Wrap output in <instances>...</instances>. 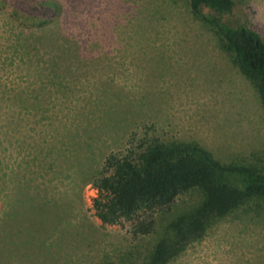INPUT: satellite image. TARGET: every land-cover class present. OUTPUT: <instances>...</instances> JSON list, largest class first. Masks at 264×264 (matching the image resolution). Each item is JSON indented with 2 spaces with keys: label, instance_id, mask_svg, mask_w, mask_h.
I'll use <instances>...</instances> for the list:
<instances>
[{
  "label": "rangeland",
  "instance_id": "obj_1",
  "mask_svg": "<svg viewBox=\"0 0 264 264\" xmlns=\"http://www.w3.org/2000/svg\"><path fill=\"white\" fill-rule=\"evenodd\" d=\"M36 1L0 0V174L4 158L13 156L17 165L28 157L21 143L45 163L55 160L43 179L73 197L66 233L52 232L40 259L118 264L127 252L143 258L160 238L159 224L133 240L131 222L103 225L92 207L96 193L85 179L107 153L125 146L129 132L196 141L222 162L259 165L264 174V103L257 86L217 32L193 16L188 0H57L71 52L59 58L58 48L32 51L30 58L24 41ZM222 20L245 24L264 40V0H234ZM54 67L65 93L41 92L43 80H55ZM28 86L30 109L16 105L14 113L9 96ZM10 115L21 124L14 143L4 136ZM199 198L197 190L179 195L162 222ZM169 264H264V201L232 211Z\"/></svg>",
  "mask_w": 264,
  "mask_h": 264
},
{
  "label": "trees",
  "instance_id": "obj_2",
  "mask_svg": "<svg viewBox=\"0 0 264 264\" xmlns=\"http://www.w3.org/2000/svg\"><path fill=\"white\" fill-rule=\"evenodd\" d=\"M36 2L30 18L32 31L24 41L26 56L31 58L32 51L49 54L56 48L61 50L59 58L67 55L72 38L63 34V5L57 0ZM188 5L193 16L211 26L225 48L234 53L235 63L255 83L264 103V40L245 24L222 20L232 12L234 0H188ZM76 50L81 54L79 45ZM52 65L59 62L52 60ZM51 71L55 80H43L41 92L54 87L56 93H65L66 86L57 80L60 70L54 67ZM30 95L28 86L9 96L14 113L18 112L16 105L30 109ZM10 117L4 136L14 143L21 138L16 135L21 124L14 115ZM19 145L28 157L17 165L13 156L1 160L0 264H47L48 257L40 259V255L46 254L52 232L66 233L63 227L74 217L69 210L73 197L66 195V199L65 192L54 191L43 179L48 170H55V160L45 163L30 147ZM57 149L56 145L51 147L52 152ZM34 160L39 163L34 164ZM85 180L95 190L92 207L103 225L131 222L133 240L152 234L161 225L160 238L143 258L136 260L127 252L118 264H169L232 211L255 200L264 201V174L259 165L225 163L199 142L137 131L129 132L125 146L107 153L100 167ZM189 190H197L200 198L162 222L178 196Z\"/></svg>",
  "mask_w": 264,
  "mask_h": 264
}]
</instances>
